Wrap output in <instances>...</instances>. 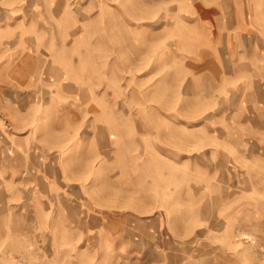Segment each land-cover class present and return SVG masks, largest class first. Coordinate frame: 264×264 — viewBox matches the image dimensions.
Instances as JSON below:
<instances>
[{
  "label": "rangeland",
  "instance_id": "1",
  "mask_svg": "<svg viewBox=\"0 0 264 264\" xmlns=\"http://www.w3.org/2000/svg\"><path fill=\"white\" fill-rule=\"evenodd\" d=\"M0 264H264V0H0Z\"/></svg>",
  "mask_w": 264,
  "mask_h": 264
}]
</instances>
